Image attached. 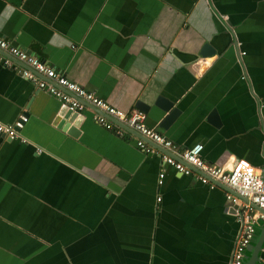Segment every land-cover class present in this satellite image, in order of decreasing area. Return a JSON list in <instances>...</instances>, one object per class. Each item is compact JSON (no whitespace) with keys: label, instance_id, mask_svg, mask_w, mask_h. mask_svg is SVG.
I'll use <instances>...</instances> for the list:
<instances>
[{"label":"crops","instance_id":"obj_1","mask_svg":"<svg viewBox=\"0 0 264 264\" xmlns=\"http://www.w3.org/2000/svg\"><path fill=\"white\" fill-rule=\"evenodd\" d=\"M0 35L125 111L174 100L168 129L156 107L146 124L181 147L202 143L208 162L247 159L264 178V0H0ZM206 42L213 56L200 54ZM2 55L0 122L28 120L17 137L0 133V264L231 263L241 223L226 192L238 208L245 197L163 166L92 105L71 135L56 120L63 101ZM252 207L246 262L264 227Z\"/></svg>","mask_w":264,"mask_h":264},{"label":"built area","instance_id":"obj_2","mask_svg":"<svg viewBox=\"0 0 264 264\" xmlns=\"http://www.w3.org/2000/svg\"><path fill=\"white\" fill-rule=\"evenodd\" d=\"M2 52L25 64L26 68L21 70L22 74L39 89L46 90L58 97L71 110L83 112L87 107L94 106L97 109L93 112L95 121L118 135H123L126 130L108 117L119 119L125 123L131 131L137 133L138 136L135 139L138 148L148 154L161 156L163 166L171 165L179 173L186 175L195 171L203 183L213 187L216 184L214 181H219L231 191L238 192L245 197L246 201L241 202V207L236 209V214L241 223V232L236 240L230 263L245 264L246 251L256 233L257 216L252 204L264 211V178L247 159L238 158L233 168L208 162L202 155L204 148L202 143H196L190 147H181L163 132L148 126L143 110L125 111L115 107L69 78L63 71L50 66L38 56L27 52L0 35V61L8 63ZM27 120L28 115L22 113L13 123L0 122V133L11 138L17 137L19 130ZM163 166L160 168L159 183L163 181L165 176ZM226 196L233 203L239 202L233 192H226ZM261 216L263 217L264 214L260 212L258 217ZM261 252L264 253V244ZM255 264H264V259L259 256Z\"/></svg>","mask_w":264,"mask_h":264},{"label":"water","instance_id":"obj_3","mask_svg":"<svg viewBox=\"0 0 264 264\" xmlns=\"http://www.w3.org/2000/svg\"><path fill=\"white\" fill-rule=\"evenodd\" d=\"M216 49L208 42L204 43L201 47L200 54L202 56H213L215 54ZM138 107L143 111L149 113L154 107L153 111H160L165 115L162 117L161 121L159 122V126L163 129H168L169 126L176 120V118L180 115L181 109L178 106H175V102L172 99L159 96L155 100L154 104H147L143 101L138 103ZM26 114V113H25ZM162 115V114H161ZM211 116H215V112L211 113ZM84 118V114L82 112L71 110L67 105L59 111V115L56 120H59V127H63L67 129L71 135H78L80 132L79 129V122ZM57 122V121H56ZM65 122V123H64ZM237 205L234 203L232 204V212H236ZM263 213L264 211L261 210ZM264 244V227L261 229L252 249L251 254L247 259L246 264H255L260 256L261 248Z\"/></svg>","mask_w":264,"mask_h":264}]
</instances>
